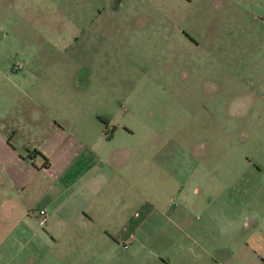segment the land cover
<instances>
[{"label":"rangeland","instance_id":"obj_1","mask_svg":"<svg viewBox=\"0 0 264 264\" xmlns=\"http://www.w3.org/2000/svg\"><path fill=\"white\" fill-rule=\"evenodd\" d=\"M1 134L0 264L48 255L36 217L61 187L33 167L68 138L126 145L135 206L162 192L216 264H257L239 250L264 237V0H0Z\"/></svg>","mask_w":264,"mask_h":264},{"label":"crops","instance_id":"obj_2","mask_svg":"<svg viewBox=\"0 0 264 264\" xmlns=\"http://www.w3.org/2000/svg\"><path fill=\"white\" fill-rule=\"evenodd\" d=\"M51 125L55 132L65 131L64 128H57L55 123ZM96 130L100 141L106 144L113 141L118 131L110 133L107 130L105 133L102 129ZM121 134V139H125L124 134L132 136L127 129ZM58 146L59 154L48 156L45 166L33 167L36 172L50 176L53 188L56 185L61 187L56 199H63L55 206L56 200L50 195L39 209L36 230H41L40 227L46 229L42 235L43 244L45 247L48 245L49 250L46 249V257L38 258V255V261L33 260V264H216L214 240H210L209 232L199 242L196 227L178 222V205L165 204L164 201L168 200L162 192L154 191L149 197H141L140 203L135 206L136 196H129L128 193L133 190L129 179L137 173L133 175L135 166L130 161L126 145L117 148V153L122 154L121 161L115 155L101 154L102 150L94 153L86 138H68ZM9 148L14 150L9 145L8 135L1 134L0 155L5 161ZM79 152H88L93 156L82 160ZM34 153L45 157L40 151ZM9 161L11 164L21 162L14 156ZM147 164L144 162L145 167H142L149 172L145 179H150L152 164ZM121 191L123 211L120 207ZM77 199L80 200L79 207L71 204ZM40 211H44L43 217ZM262 226L251 225L249 229L245 223L246 236L250 235L249 232H258ZM60 235L63 238L61 242ZM130 236L132 240L128 248L122 250L121 245ZM229 245V252H232L230 242ZM242 249L239 251L245 258L252 254L257 264H264L263 235L260 234L254 241L244 240Z\"/></svg>","mask_w":264,"mask_h":264},{"label":"built area","instance_id":"obj_3","mask_svg":"<svg viewBox=\"0 0 264 264\" xmlns=\"http://www.w3.org/2000/svg\"><path fill=\"white\" fill-rule=\"evenodd\" d=\"M44 215H45L44 211H40V216L43 217ZM131 240H132V236H130L126 241L123 242V244L121 245V249L126 250Z\"/></svg>","mask_w":264,"mask_h":264},{"label":"trees","instance_id":"obj_4","mask_svg":"<svg viewBox=\"0 0 264 264\" xmlns=\"http://www.w3.org/2000/svg\"><path fill=\"white\" fill-rule=\"evenodd\" d=\"M35 154H38V153H35ZM44 160H45V162H47V159H44ZM46 164H47V163H46ZM46 164H45V165H46ZM45 165H44V166H45Z\"/></svg>","mask_w":264,"mask_h":264}]
</instances>
